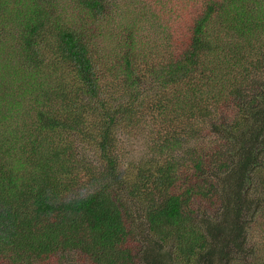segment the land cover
Listing matches in <instances>:
<instances>
[{
	"label": "trees",
	"instance_id": "16d2710c",
	"mask_svg": "<svg viewBox=\"0 0 264 264\" xmlns=\"http://www.w3.org/2000/svg\"><path fill=\"white\" fill-rule=\"evenodd\" d=\"M165 3L0 0V264H264V0Z\"/></svg>",
	"mask_w": 264,
	"mask_h": 264
},
{
	"label": "rangeland",
	"instance_id": "374dc122",
	"mask_svg": "<svg viewBox=\"0 0 264 264\" xmlns=\"http://www.w3.org/2000/svg\"><path fill=\"white\" fill-rule=\"evenodd\" d=\"M145 1V4L147 5H151L154 3V5H151V9L153 10V12H155L156 14L160 15L158 18L160 19V22L162 24H164L166 22V19H167V22H169V19L168 18H164V15H163V12L165 10V8H167V6L169 5L168 3H165L166 0H160L159 2H154L156 0H143ZM157 21L155 19V22L153 24V28H150L148 25H146L145 23L143 24V27H142V34H141V37L139 38V40L143 37V36H147V39L146 41L144 42V45L147 46V47H151L153 46V50L156 49L155 45L158 44V41L156 39H153L151 37V30L154 29L155 32L159 33L158 30H157ZM161 34H164L163 32ZM133 133V132H132ZM130 136V135H129ZM125 139V142L127 144V146L129 147H134L133 144H136L135 143V140L132 139V138H127V136L125 137H122ZM135 151L132 152V154L134 155L135 158L139 157L140 154H139V151L134 149ZM136 212L134 213V216H136ZM83 264H87V262H84Z\"/></svg>",
	"mask_w": 264,
	"mask_h": 264
}]
</instances>
